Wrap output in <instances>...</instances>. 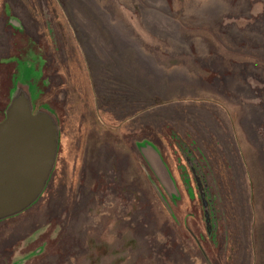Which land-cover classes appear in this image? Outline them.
<instances>
[{
  "label": "rangeland",
  "instance_id": "1",
  "mask_svg": "<svg viewBox=\"0 0 264 264\" xmlns=\"http://www.w3.org/2000/svg\"><path fill=\"white\" fill-rule=\"evenodd\" d=\"M3 9L26 26L1 19L0 48L27 60L0 65L1 103L25 89L60 138L0 264H264V0Z\"/></svg>",
  "mask_w": 264,
  "mask_h": 264
},
{
  "label": "water",
  "instance_id": "2",
  "mask_svg": "<svg viewBox=\"0 0 264 264\" xmlns=\"http://www.w3.org/2000/svg\"><path fill=\"white\" fill-rule=\"evenodd\" d=\"M33 106L27 91L19 88L0 123V222L40 200L56 165L58 122L52 111L35 113Z\"/></svg>",
  "mask_w": 264,
  "mask_h": 264
},
{
  "label": "flooded vegetation",
  "instance_id": "3",
  "mask_svg": "<svg viewBox=\"0 0 264 264\" xmlns=\"http://www.w3.org/2000/svg\"><path fill=\"white\" fill-rule=\"evenodd\" d=\"M4 16V17H3ZM15 18H17V19H20L21 17L18 15V13H17V15L14 13V12H12V11H8V9H3V10H0V20L1 19H3L2 20V24L1 25H3V23H5L6 24V26H10V30L12 31V28L13 27H16L15 26V24H14V20H15ZM21 20H22V18H21ZM22 22H23V27H25L26 26V22L25 21H23L22 20ZM0 25V26H1ZM12 27V28H11ZM21 28L23 31H24V29L25 28ZM0 29H1V27H0ZM8 29H9V27H8ZM18 30H15V29H13V31H12V33H14L15 34V37H16V35H17V33L19 32V30H20V28H17ZM20 32H21V30H20ZM6 42H7V51H5V50H3L2 48H0V65H5V63H13L14 64V66H15V68H14V70L16 71L17 70V68H16V65H15V61L14 60H17V59H21V60H24V61H26L27 59L26 58H24L23 56L22 57H20L19 55H18V53H17V51H16V48L12 45L11 46V42L13 43L14 41L12 40V38L10 37V36H8V35H6ZM9 46H11V47H9ZM17 53V54H16ZM27 55V54H26ZM5 62V63H4ZM14 71V72H15ZM13 72V73H14ZM12 75H16V74H11V76ZM12 81V80H11ZM12 84L14 85V83H13V81H12ZM15 87L14 86H12L11 87V89L8 91V98H7V102L5 103V105L3 104V103H1L2 102V99H0V123H2L4 120H5V118H6V110H7V108H8V106H9V104H10V102H11V98H12V95H13V89H14ZM151 159L152 160H154V162H156L155 160V158L151 155ZM186 177H184L183 178V181H184V183H185V185H186V190L188 191V193H189V195L191 196V197H194V195H193V190H192V188H191V186H190V183H189V181H190V177H188V179H189V181L188 182H186ZM172 180V179H171ZM173 181H174V183H175V185L177 186L180 182H178L177 180H176V178L174 179L173 178ZM48 194V193H47ZM175 196H173L172 195V198H174ZM10 221V220H9ZM8 221V222H9ZM5 223H6V221H5ZM19 223H13L12 225H9V226H4L3 227V225H4V223H0V234H3V233H5V232H10L12 229H10L11 228V226H14L13 228V231H15V229H17L16 227V225H18ZM4 228V229H3ZM1 236V235H0ZM28 237H31V234L28 236ZM14 246V245H13ZM19 254H17L16 253V255H13V256H11V254H10V256L11 257H9V258H11V259H15L16 258V256H18ZM11 264H12V262H11ZM13 264H16V263H14L13 262Z\"/></svg>",
  "mask_w": 264,
  "mask_h": 264
},
{
  "label": "crops",
  "instance_id": "4",
  "mask_svg": "<svg viewBox=\"0 0 264 264\" xmlns=\"http://www.w3.org/2000/svg\"><path fill=\"white\" fill-rule=\"evenodd\" d=\"M221 1H222V0H221ZM262 4H263V3H262ZM262 6H263V5H262ZM260 14H261V12H260ZM259 17H260V16H259V14H258V17H257V18H259ZM170 182L173 183L174 181H172V180L170 179ZM48 184H49V183H48ZM38 202H39V201H38ZM38 202H37V203H38ZM30 209H31V208H30ZM30 209H29V210H30Z\"/></svg>",
  "mask_w": 264,
  "mask_h": 264
},
{
  "label": "trees",
  "instance_id": "5",
  "mask_svg": "<svg viewBox=\"0 0 264 264\" xmlns=\"http://www.w3.org/2000/svg\"><path fill=\"white\" fill-rule=\"evenodd\" d=\"M262 33V32H261ZM263 35V34H262ZM38 94H39V91H38ZM35 98H37V97H35ZM185 177H186V182H188L189 181V179H188V177L185 175ZM3 223V222H2Z\"/></svg>",
  "mask_w": 264,
  "mask_h": 264
}]
</instances>
